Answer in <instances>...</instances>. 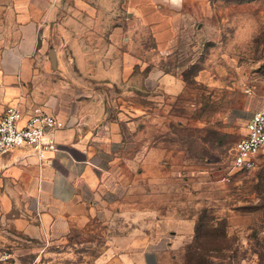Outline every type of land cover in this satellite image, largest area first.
Returning a JSON list of instances; mask_svg holds the SVG:
<instances>
[{"label":"rangeland","instance_id":"1","mask_svg":"<svg viewBox=\"0 0 264 264\" xmlns=\"http://www.w3.org/2000/svg\"><path fill=\"white\" fill-rule=\"evenodd\" d=\"M58 3L92 12L77 37L105 65L77 66L65 50L53 68L47 35L44 64L4 84L0 114L34 102L79 125L103 180L62 237L54 218L30 237L0 210V252L13 264H143L149 251L155 264H264V149L249 169L232 164L264 106V0Z\"/></svg>","mask_w":264,"mask_h":264},{"label":"crops","instance_id":"2","mask_svg":"<svg viewBox=\"0 0 264 264\" xmlns=\"http://www.w3.org/2000/svg\"><path fill=\"white\" fill-rule=\"evenodd\" d=\"M58 1L62 0H0V10L5 9L0 14L6 20L0 33V99L4 98V84H13L18 79L25 82L28 77L25 70L29 66L35 61L44 64L39 56L46 49V36L50 34H53L56 60L61 61V52L68 50L77 66L105 65L104 58L94 55L93 45L77 37L82 25L79 18L82 14L91 18L92 12L81 13L78 8L70 7L66 13ZM15 7L17 10L13 11ZM15 105L26 112L33 108L52 111L34 102L28 108ZM57 119L60 121L57 116L52 136L58 150L48 153L45 160L39 161L25 148L0 155V210L5 212L12 227L30 237L48 236L52 218L59 222L62 237L69 213L93 209V204L80 201H87L92 190L100 189L103 180L102 170L91 159L82 138L83 130L79 125L64 127ZM142 259L139 263L155 264L150 251Z\"/></svg>","mask_w":264,"mask_h":264},{"label":"built area","instance_id":"3","mask_svg":"<svg viewBox=\"0 0 264 264\" xmlns=\"http://www.w3.org/2000/svg\"><path fill=\"white\" fill-rule=\"evenodd\" d=\"M56 120L40 108L26 112L17 105H8L0 115V155L15 148L28 149L39 161L58 150L52 136ZM264 149V106L254 110L245 124V134L236 145L232 164L238 169L254 166ZM1 264H13L9 252H0Z\"/></svg>","mask_w":264,"mask_h":264},{"label":"water","instance_id":"4","mask_svg":"<svg viewBox=\"0 0 264 264\" xmlns=\"http://www.w3.org/2000/svg\"><path fill=\"white\" fill-rule=\"evenodd\" d=\"M48 60L53 68L56 67V54L54 48H50L47 53Z\"/></svg>","mask_w":264,"mask_h":264},{"label":"trees","instance_id":"5","mask_svg":"<svg viewBox=\"0 0 264 264\" xmlns=\"http://www.w3.org/2000/svg\"><path fill=\"white\" fill-rule=\"evenodd\" d=\"M214 243H217V242H214ZM214 247V246H213Z\"/></svg>","mask_w":264,"mask_h":264}]
</instances>
